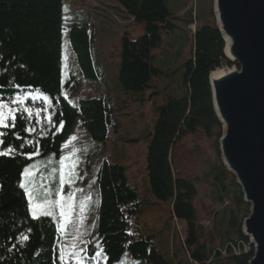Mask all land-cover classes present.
I'll return each instance as SVG.
<instances>
[{"label": "trees", "instance_id": "16d2710c", "mask_svg": "<svg viewBox=\"0 0 264 264\" xmlns=\"http://www.w3.org/2000/svg\"><path fill=\"white\" fill-rule=\"evenodd\" d=\"M113 1L141 28L136 35L122 33L116 78L125 92L149 93V99L159 98V104L144 137L147 186L143 191L129 183L126 167L113 158L99 163L94 179L96 242L89 244L83 264H118L127 255L144 264H212L213 260L249 264L254 250L242 233L249 207L220 159L218 141L223 130L214 113L209 83L212 72L233 63L224 55L225 43L212 14L196 26L193 51L183 65L182 87L176 93L158 89L156 81L164 73L154 63V52L176 30L169 0ZM65 27L81 75L97 79L93 23H64L63 0H0V100L10 104L19 90H29L46 97L52 107V128L45 136L37 134L35 121L21 109L15 113V128L0 129L5 133L0 150H15L0 156V264H61L64 226L59 216L32 217L20 187L24 169L33 162L60 159L66 152L62 146L78 123L90 144L104 145L110 141L109 129L118 132L116 111L105 96L83 98L75 107L63 96ZM31 129L35 132L30 133ZM36 152L39 155L29 159L28 154ZM203 185L215 206L227 202L214 213V220L223 227L219 241L214 228L200 225L212 214L199 193ZM149 199L155 201V208L146 214L143 209L151 206ZM156 214L184 224L183 241L174 232L171 242L177 245L176 253L167 241L170 226L154 232L147 228ZM244 245L250 249L244 251ZM216 246L225 252L224 257Z\"/></svg>", "mask_w": 264, "mask_h": 264}, {"label": "rangeland", "instance_id": "374dc122", "mask_svg": "<svg viewBox=\"0 0 264 264\" xmlns=\"http://www.w3.org/2000/svg\"><path fill=\"white\" fill-rule=\"evenodd\" d=\"M169 5L177 19L176 30L167 34L162 47L154 52V63L164 73V77L156 81L158 89L163 90L166 88V91L171 89L177 93L182 87L183 65L189 58L191 51H193L192 38L196 26L204 22L210 14H212V18L216 23V17L214 0H169ZM79 20H84L94 25L92 57L95 67L99 70V75L95 80H88L81 75L69 42L68 28L65 27L62 44V94L73 107L77 106L78 101L83 98L105 96L116 111L115 122L118 125V132L115 134L113 130L109 129L108 136L110 141L104 145L90 144L87 134L78 123L62 146L65 148V154L60 159L51 157L44 159V161L33 162L26 168L30 169L34 175L25 176L23 172L21 180V183H24L29 191L34 192L38 201L44 199L45 190H47L51 193L48 196L49 199H59L61 204L64 205L63 217L60 215V205H53L55 214L50 217L56 218V216H59V224L62 227L64 226L61 249L65 253L64 260L67 264H76L77 260L82 259L85 253L90 250L89 244L92 245L96 242L95 215L97 212V196L94 179L101 160L109 161L113 158L126 167L131 185L137 187L140 191L146 188L147 178L144 164L146 145L144 137L148 129L153 125L156 118L155 109L159 104V98L149 99V93L140 96L125 92L116 78V69L120 62V39L122 33L125 31H128L131 35L140 33L141 28L134 23L133 19L128 18L113 0H63V22L68 24ZM191 20L193 22L188 24ZM237 69V64L233 63L230 67H221L219 71L228 72ZM18 100H23V103H13V101ZM27 103L35 106L27 107ZM8 105L15 108L16 112L19 109L23 111L25 108L31 109L33 115L28 117L35 121V130L38 135L45 136L52 128L51 103L38 92L19 90ZM37 112L39 115L36 114ZM35 130L31 129L30 133H34ZM207 153L213 156L211 150L208 149ZM38 155V152H36L32 155V158ZM61 159H65V165L74 163L76 166L73 169L75 173L73 181L71 183L66 182L63 185V191L58 197L56 191L60 187ZM65 172H68L67 167H65ZM197 175L201 177V173ZM22 189L25 191L24 188ZM204 191L205 185L199 189V193L202 194L204 203L210 209L212 208V214L211 217L209 215L206 220H202L200 225L203 228H214L219 241L223 227L219 226L218 220H214V213H219V211L223 210L227 202L225 201L222 205L215 206L213 197L208 196ZM25 193L29 202V195L26 191ZM69 196H71V199H69ZM149 201L151 206L146 205L143 209L146 214L155 205L152 204L155 203L153 199H149ZM248 207V215H250L251 207L250 205ZM30 212L32 215L31 208ZM155 217L156 220L154 217L149 219L147 228L154 232L166 225L170 226L171 231L169 230L170 234L167 236V241L170 250L173 251L175 249L176 253L177 245L171 242L173 241L174 232L177 233L180 241H183L185 238L184 224L174 219L172 222L166 221L165 218L157 217V214ZM154 220L157 224H153ZM248 240L249 245H251L249 238ZM252 247L254 250L253 244ZM217 248L216 246L215 250H219L221 257H224L225 252ZM243 249L248 251V245H244ZM72 252H75L76 256L69 259V255ZM118 264L144 263L135 261L127 255ZM212 264L217 263L213 260Z\"/></svg>", "mask_w": 264, "mask_h": 264}, {"label": "water", "instance_id": "95a60500", "mask_svg": "<svg viewBox=\"0 0 264 264\" xmlns=\"http://www.w3.org/2000/svg\"><path fill=\"white\" fill-rule=\"evenodd\" d=\"M216 26L229 40L225 57L238 69L209 76L222 125L219 152L251 211L243 235L254 245L249 264H264V0H214Z\"/></svg>", "mask_w": 264, "mask_h": 264}, {"label": "snow or ice", "instance_id": "6c2138e0", "mask_svg": "<svg viewBox=\"0 0 264 264\" xmlns=\"http://www.w3.org/2000/svg\"><path fill=\"white\" fill-rule=\"evenodd\" d=\"M23 103V100H18V101H13V103ZM24 111L28 114L29 117L33 115V112L29 108H25ZM16 109L9 107L8 104L0 101V128H15L16 127V116H15ZM39 115V113H36ZM5 133L0 132V138L4 137ZM0 145H5V140L0 139ZM22 146V145H21ZM15 150L12 147H7L6 150H0V156H8L14 154ZM33 154H28L29 159L32 158ZM67 159V158H65ZM65 159H61L60 164V187L56 191V195L59 197L60 194L63 191V185L68 182L71 183L73 181V177L75 176V173L73 169L75 168V164L71 165H65ZM65 167L68 168V172H65ZM24 175L25 176H32L34 175L32 171L28 168H25L24 170ZM21 188H24L25 191L29 195V203H30V208L32 211L33 218H38L39 216H53L55 213L53 211V205H60L61 212L60 215L63 217L64 216V205L61 204V201L59 199L52 200L49 199L48 196L51 195L50 192L45 190L46 194L43 200H37L36 196L34 195L33 191H29V189L25 186L24 183H21L20 185ZM69 199H71V196H69ZM65 253L62 251L60 255V260L61 264H67V262L64 260ZM76 256L75 252H72L69 255V259L73 258ZM76 264H83L82 259H78Z\"/></svg>", "mask_w": 264, "mask_h": 264}, {"label": "bare ground", "instance_id": "6f19581e", "mask_svg": "<svg viewBox=\"0 0 264 264\" xmlns=\"http://www.w3.org/2000/svg\"><path fill=\"white\" fill-rule=\"evenodd\" d=\"M220 32V31H219ZM224 41V40H223ZM225 41L226 42H224L225 43V46H228L229 45V40L227 39V38H225ZM225 46H224V48H225ZM224 73V71H219V70H217V71H214V72H212L211 74H212V76L213 77H218V76H220V75H222ZM248 205V204H247ZM249 217V215L247 216V218ZM246 219V218H245ZM244 219V220H245ZM244 222V221H243ZM242 226H243V223H242ZM251 246H252V244H251Z\"/></svg>", "mask_w": 264, "mask_h": 264}, {"label": "built area", "instance_id": "2783aa9c", "mask_svg": "<svg viewBox=\"0 0 264 264\" xmlns=\"http://www.w3.org/2000/svg\"><path fill=\"white\" fill-rule=\"evenodd\" d=\"M248 250H249V247H248Z\"/></svg>", "mask_w": 264, "mask_h": 264}]
</instances>
